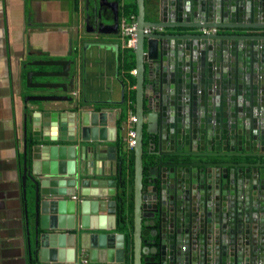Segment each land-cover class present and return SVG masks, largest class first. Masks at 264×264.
Returning a JSON list of instances; mask_svg holds the SVG:
<instances>
[{
  "label": "water",
  "instance_id": "95a60500",
  "mask_svg": "<svg viewBox=\"0 0 264 264\" xmlns=\"http://www.w3.org/2000/svg\"><path fill=\"white\" fill-rule=\"evenodd\" d=\"M92 1L85 34H118L119 5ZM134 1L132 186L111 146L122 141L116 114L49 106L67 96L25 98L30 261L264 264V0ZM72 66L29 63L25 88L67 93L33 81L67 80Z\"/></svg>",
  "mask_w": 264,
  "mask_h": 264
},
{
  "label": "crops",
  "instance_id": "0c3cea01",
  "mask_svg": "<svg viewBox=\"0 0 264 264\" xmlns=\"http://www.w3.org/2000/svg\"><path fill=\"white\" fill-rule=\"evenodd\" d=\"M152 2L146 0L148 9ZM108 3L119 5L118 34L110 31L105 36H87L86 10L87 5L93 6L92 0H0V264H32L28 241L30 236L33 244L34 221L30 220L28 227L22 187L24 99L67 96L72 103L49 106L70 110L79 102L86 111L113 112L118 125L123 122L117 132L118 137L121 134V143L111 144L121 156L122 144L134 130L130 119L134 117L135 60L133 51L124 45L122 25L136 17L137 10L129 17L125 11L127 6L135 5L134 0H108ZM113 17V12L105 8L104 25L112 27ZM93 22L91 15V25ZM38 61L73 62L67 80L33 81L65 83L67 93L25 88L23 69ZM28 71L61 72V69L30 68ZM33 106L27 105L28 116ZM132 154L122 158L127 168Z\"/></svg>",
  "mask_w": 264,
  "mask_h": 264
},
{
  "label": "built area",
  "instance_id": "2783aa9c",
  "mask_svg": "<svg viewBox=\"0 0 264 264\" xmlns=\"http://www.w3.org/2000/svg\"><path fill=\"white\" fill-rule=\"evenodd\" d=\"M144 33L147 34L148 30H144ZM211 33H216L215 30L211 31ZM122 38L124 41V45L126 49L130 51H134L137 46V35H136V17H131L130 21L127 23L126 21L122 25ZM136 72H133V75H135ZM130 123L132 125L135 124V117H132L130 119ZM135 132L134 130H131L129 132L128 138L125 141V143L122 144V158L126 156L128 153H133V149L135 146ZM83 262L86 263V258L83 259Z\"/></svg>",
  "mask_w": 264,
  "mask_h": 264
},
{
  "label": "trees",
  "instance_id": "16d2710c",
  "mask_svg": "<svg viewBox=\"0 0 264 264\" xmlns=\"http://www.w3.org/2000/svg\"><path fill=\"white\" fill-rule=\"evenodd\" d=\"M125 11H126V14L128 17L130 15H135L136 6L135 5L127 6L125 8ZM134 100H135V95H134ZM118 146H119V148L121 147L120 144ZM127 163H128L127 166H128L129 175H130V177H129L130 181L129 182H130V185L132 186V183H133V154L131 155V157L129 158V161Z\"/></svg>",
  "mask_w": 264,
  "mask_h": 264
}]
</instances>
